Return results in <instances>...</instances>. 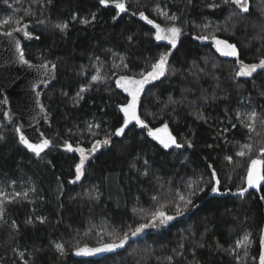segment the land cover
Listing matches in <instances>:
<instances>
[{
    "label": "trees",
    "instance_id": "16d2710c",
    "mask_svg": "<svg viewBox=\"0 0 264 264\" xmlns=\"http://www.w3.org/2000/svg\"><path fill=\"white\" fill-rule=\"evenodd\" d=\"M123 2L127 10L118 13L111 0H0V29L27 21L38 37L24 45L27 57L49 61L57 73L43 92L51 112L43 139L51 143L40 156L19 142L0 93V186L13 181L16 191L0 208V264H259L264 182L243 195L238 189L246 188L251 160L264 159V70L236 76L237 59L219 55L210 39L236 45L245 64L258 63L264 0H247L248 12L224 0ZM140 12L181 29L174 49L155 39ZM162 52L170 53L165 74L145 85L138 114L148 128L167 124L181 147L164 148L135 123L115 135L128 101L117 77L149 71ZM105 139L110 143L87 152ZM77 148L87 157L79 180ZM241 150L243 157L236 155ZM189 199L177 216L175 207ZM161 204L175 218L159 229L100 255L76 254L148 222Z\"/></svg>",
    "mask_w": 264,
    "mask_h": 264
},
{
    "label": "snow or ice",
    "instance_id": "6c2138e0",
    "mask_svg": "<svg viewBox=\"0 0 264 264\" xmlns=\"http://www.w3.org/2000/svg\"><path fill=\"white\" fill-rule=\"evenodd\" d=\"M110 0H100V3L103 5H108ZM111 2L114 4L115 9L118 11V13H123L127 10L125 3L123 0H111ZM233 3L235 4L241 11L248 12L249 11V5L247 0H224V3ZM163 15H167L166 13H162ZM135 15V13H134ZM140 17L147 21L148 24H152L155 31V39L157 41H167L168 44L171 45V47L174 49L177 45V41L181 35V29L179 27L171 26L167 28H162L160 24L154 23L151 19H148L147 16H145L144 12L139 13ZM170 20L175 21L177 20V17L175 15H172L169 17ZM43 23V21H40ZM86 22V21H85ZM7 23V21L5 22ZM57 28L60 30H64L67 28L66 24H57ZM17 31H20V29H17ZM5 35L11 36L12 33L6 32ZM24 35L27 37L29 36L28 32H24ZM196 39L200 40H207L209 37L207 36H197ZM211 39L215 42L217 46V51L221 52V54L226 56H231L237 58V63L240 65V70L235 73L236 76H243V77H251L254 72L257 71V69L264 70V58H261L258 63L255 64H245L243 61L239 60V52L236 47V45L229 43L226 40H221L216 38L215 36H212ZM223 45V47H220ZM16 48L20 52V58L23 61V63L27 64L28 61L24 59V53L20 48L19 41L16 42ZM170 53L169 52H162L159 55L158 60L151 65V70L147 72H141L139 74L140 78H132L128 76H121L120 79L117 81V86L121 88L125 93L128 94V96L131 97V99L121 107V111L124 114L123 124L120 128L116 130L115 135L119 136L122 135L125 132V129L129 126V124L135 122L136 125L147 129V134L153 139H156L159 141V143L164 148H169L171 145H175L176 147H181L180 144H178L173 136L170 134L167 136V138H162L158 135L159 132H167V125H165L162 129H151L148 128V125L140 118L137 112L138 103L140 101L141 94L144 91L145 85L150 83L151 81H155L162 77L165 74L166 71V65L168 63V57ZM46 67V66H42ZM53 68L55 65L52 66ZM98 79H101L99 75L92 76V80L96 81ZM81 91H84L82 88ZM39 95V93H37ZM198 118L203 119L202 115H198ZM249 120H255L256 118V112L253 111L249 114ZM245 127L249 129V131H254V126L252 124H245ZM17 132H20V129H16ZM19 142L24 145L27 149L35 153L36 156H40L41 152L47 148L50 145V141L48 139H43L40 143H32L25 137L23 133L19 136ZM100 143V142H98ZM103 144L107 145L110 143V140L105 139ZM67 149L69 151L74 150L72 148L71 144L66 145ZM97 145H94L90 151H95ZM253 148V145L251 144H245L243 145V149H247L248 152H251ZM75 151H78L80 153V161L78 164H76V179L79 180L81 175L83 174L82 169L85 163V160L87 159L85 155V150L83 148H77ZM259 152L261 154V157H264V147H261L259 149ZM238 156H245L246 152L244 150H241L236 153ZM227 160L231 162L232 157H226ZM258 165H264V159L254 158L251 160L250 165L248 167L247 171V184L249 188H259L261 186V182H264V167H257ZM215 177V172L212 174ZM217 184H219V181H216ZM219 189L217 187H213L212 191L217 192ZM247 188L238 189L241 195H243L244 192H246ZM195 195V193H193ZM155 199V197H154ZM184 197H181V200H183ZM264 199V197H262ZM192 204V200L189 199L184 203L183 208L179 205L175 207V213L177 216L183 214L184 211H187L188 206ZM166 207V205L161 204L158 208H156L154 211H151L148 213L149 220L146 223H139L134 228L129 225L128 230L125 231L122 235H112L109 233V235L112 238L111 243H104L100 247L96 248H81L78 249V254L83 255H96L102 252H109L113 251L117 248L123 247L128 239L131 237H135L141 233L144 232L145 229L149 227L156 226L157 223L159 224H165L168 221L173 220L175 217L167 215V213L163 210ZM248 240V236L245 235L244 241ZM244 241H238V245L243 243ZM260 244L264 246V236L260 239ZM56 248L58 251H63V245L57 244ZM259 264H264V251L260 252L259 255Z\"/></svg>",
    "mask_w": 264,
    "mask_h": 264
},
{
    "label": "water",
    "instance_id": "95a60500",
    "mask_svg": "<svg viewBox=\"0 0 264 264\" xmlns=\"http://www.w3.org/2000/svg\"><path fill=\"white\" fill-rule=\"evenodd\" d=\"M6 32L12 35L7 36ZM24 32H28L29 36L26 37ZM37 38L27 21L7 30L0 29V93L4 102L3 115L9 121H16L20 132L32 143L41 142L42 130L51 125V112L44 104L43 92L56 82L57 76L56 67L53 68L49 61L36 62L27 57L24 45ZM17 41L24 53V59L28 61L27 64L20 58V52L16 48ZM98 142L95 141L87 152L92 153L90 149L94 145H100L102 148L105 146L103 141ZM163 225L157 223L156 226L145 230L154 231Z\"/></svg>",
    "mask_w": 264,
    "mask_h": 264
},
{
    "label": "rangeland",
    "instance_id": "374dc122",
    "mask_svg": "<svg viewBox=\"0 0 264 264\" xmlns=\"http://www.w3.org/2000/svg\"><path fill=\"white\" fill-rule=\"evenodd\" d=\"M152 25V24H151ZM153 26V25H152ZM154 27V26H153ZM162 28H167V27H171V26H161ZM155 31H156V29L154 28V37H155ZM217 38V37H216ZM218 39H221V38H218ZM211 40V42H212V45H213V47H214V49L217 51V46H216V44H215V42L212 40V39H210ZM221 40H224V39H221ZM164 42H166L167 43V41H164ZM220 47H223V45H221ZM218 53H219V55H221V56H225V57H231V56H226V55H223V54H221V52H219V51H217ZM231 58H235V57H231ZM237 59V58H236ZM151 70V69H150ZM149 70V71H150ZM120 77L121 76H119V77H117V79H116V84H117V81L120 79ZM128 77H132V78H136V79H139L140 78V76H136V77H134V76H128ZM121 89V88H120ZM127 94V93H126ZM128 95V94H127ZM131 99V97L130 96H128V101ZM127 101V102H128ZM126 104V103H125ZM124 104V105H125ZM124 105H121L120 106V109H121V107L122 106H124ZM122 112V111H121ZM137 112H138V108H137ZM122 114H123V112H122ZM139 115V114H138ZM123 119H124V114H123ZM133 123H135V122H133ZM165 125H167V124H161V125H159V126H157V127H154V128H151V129H153V130H155V129H162ZM122 126V125H121ZM120 126V127H121ZM138 126V125H137ZM119 127V128H120ZM140 127V126H139ZM171 135V136H173L172 135V133L170 132V130H169V127H168V125H167V132H163V131H161V132H159L158 133V135L159 136H161L162 138H167V136L168 135ZM174 137V136H173ZM153 138V137H152ZM154 140H156V139H154ZM158 143H159V141L158 140H156ZM160 144V143H159ZM161 145V144H160ZM172 146H175V145H171L170 147H172ZM258 168L259 167H261V165H258L257 166ZM262 183V182H261ZM14 186H15V184H14V182L13 181H9V183L7 184V185H4V186H0V208H1V205H2V200H5V199H10L11 197H12V195L14 194V193H16V191H15V188H14ZM246 188L248 189L249 187H248V184H247V175H246ZM253 189H258V188H253ZM262 236H264V224H263V228H262ZM111 243V242H110ZM103 244H101V245H98V246H83V247H81V248H96V247H100V246H102ZM81 248H79V249H81ZM261 251H264V246H261ZM102 253H104V252H102ZM102 253H99V254H96V255H100V254H102ZM76 254L77 255H81V256H87V255H83V254H78V250L76 251Z\"/></svg>",
    "mask_w": 264,
    "mask_h": 264
}]
</instances>
